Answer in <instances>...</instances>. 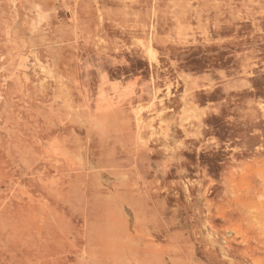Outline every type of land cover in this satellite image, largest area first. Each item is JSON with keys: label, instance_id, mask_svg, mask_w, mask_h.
<instances>
[{"label": "rangeland", "instance_id": "rangeland-1", "mask_svg": "<svg viewBox=\"0 0 264 264\" xmlns=\"http://www.w3.org/2000/svg\"><path fill=\"white\" fill-rule=\"evenodd\" d=\"M0 264H264V0H0Z\"/></svg>", "mask_w": 264, "mask_h": 264}, {"label": "bare ground", "instance_id": "bare-ground-1", "mask_svg": "<svg viewBox=\"0 0 264 264\" xmlns=\"http://www.w3.org/2000/svg\"><path fill=\"white\" fill-rule=\"evenodd\" d=\"M131 75H133V74H131ZM128 77V76H127ZM129 77H133V76H129Z\"/></svg>", "mask_w": 264, "mask_h": 264}]
</instances>
